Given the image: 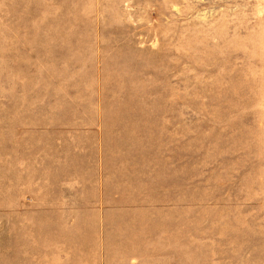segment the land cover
<instances>
[{
  "label": "rangeland",
  "instance_id": "obj_1",
  "mask_svg": "<svg viewBox=\"0 0 264 264\" xmlns=\"http://www.w3.org/2000/svg\"><path fill=\"white\" fill-rule=\"evenodd\" d=\"M0 264H264V0H0Z\"/></svg>",
  "mask_w": 264,
  "mask_h": 264
}]
</instances>
